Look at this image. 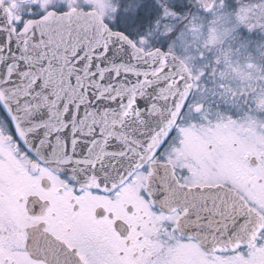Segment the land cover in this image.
I'll return each mask as SVG.
<instances>
[{
  "label": "snow or ice",
  "instance_id": "obj_1",
  "mask_svg": "<svg viewBox=\"0 0 264 264\" xmlns=\"http://www.w3.org/2000/svg\"><path fill=\"white\" fill-rule=\"evenodd\" d=\"M0 264H264V0H0Z\"/></svg>",
  "mask_w": 264,
  "mask_h": 264
}]
</instances>
